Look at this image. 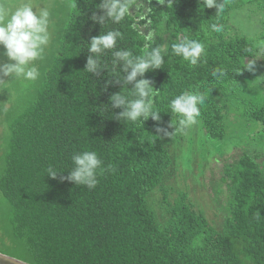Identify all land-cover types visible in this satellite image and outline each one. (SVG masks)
Segmentation results:
<instances>
[{"label":"trees","instance_id":"1","mask_svg":"<svg viewBox=\"0 0 264 264\" xmlns=\"http://www.w3.org/2000/svg\"><path fill=\"white\" fill-rule=\"evenodd\" d=\"M22 2L0 0V6L11 12ZM100 2L55 0L54 43L46 61L37 62L41 78L0 81V251L32 264H264V166L258 160L243 153L225 166L226 215L219 228L187 193L171 199L165 184L169 145L179 133L170 128L180 118L170 113L171 99L185 90L203 92L204 127L211 137H225L223 107L210 94L253 74L261 51L233 30L240 20L232 13L261 17L264 38V0H223L220 15L200 0H148L147 10L130 0L126 18L104 28L90 19ZM109 30L122 33L117 48L135 55H143L146 44L165 49L169 41L163 68L143 77L160 92L154 105L159 121L124 122L113 116L122 109H101L111 95L130 93L116 82L118 73H127L113 68L110 52L102 59L105 68L84 70L91 39ZM181 38L205 44L197 66L174 53ZM3 53L0 45V64L9 62ZM253 59L254 72L238 73ZM216 68L228 70V77L214 82ZM248 112L264 125V106ZM85 150L95 151L105 169L92 190L66 179L72 155ZM49 166L60 171L55 179L47 175ZM158 189L165 194L163 214L151 201Z\"/></svg>","mask_w":264,"mask_h":264},{"label":"clouds","instance_id":"2","mask_svg":"<svg viewBox=\"0 0 264 264\" xmlns=\"http://www.w3.org/2000/svg\"><path fill=\"white\" fill-rule=\"evenodd\" d=\"M160 5L165 0H157ZM203 8L215 7L216 15H220L224 9L223 0H200ZM173 5V0H168V5ZM24 0L9 11L7 7L0 6V45L4 48L3 55L9 62L0 64V81H16L20 83H35L41 78V71L37 62H44L48 52L54 43V12L52 6L43 4V7ZM99 14L94 12L90 19L103 28L111 22L119 24L130 11V0H101L96 5ZM215 32H220L222 26L212 24ZM123 39L118 30H109L104 34L93 37L88 44V51L92 54L87 58L85 71L96 73L105 68L102 59L107 53H111L113 68H122L125 76L116 75V82H123V89H130V93L118 92L109 97V103L102 110L122 109L113 116L121 121L144 122L150 118L154 121L160 120L159 111L154 110L155 98L160 93L155 90L154 84L145 79L144 74L151 70L162 69L165 63L166 50L162 47L151 48L146 44L143 55H135L129 49L117 48V41ZM151 41V36L145 37ZM255 47L264 49V39H257ZM173 51L177 56L183 58L191 66H197L202 62L205 54V44L195 39L181 38L174 45ZM248 51H251L249 49ZM243 70L255 71V60L244 63ZM228 70L216 68L211 76L214 82L222 81L228 77ZM237 73V72H236ZM131 86V87H129ZM208 97L200 91L185 90L171 99L169 104L170 113L177 114L180 119L178 127L174 131L183 132L185 129L198 123L201 116V106L205 104ZM103 112V111H102ZM73 167L66 179L76 186H86L92 190L98 184V176L105 171L103 161L95 151H81L71 157ZM59 170L53 166L47 168V175L55 179Z\"/></svg>","mask_w":264,"mask_h":264},{"label":"rangeland","instance_id":"3","mask_svg":"<svg viewBox=\"0 0 264 264\" xmlns=\"http://www.w3.org/2000/svg\"><path fill=\"white\" fill-rule=\"evenodd\" d=\"M138 1L139 6L143 4L142 7L148 9V0ZM31 2L37 4L38 0ZM43 2L54 10L55 0ZM245 12L247 13L245 10H236L232 13L233 18L240 20H234L233 30L251 37L255 42L257 39H264L259 23L261 17H251ZM165 38L169 40L170 34ZM168 46L169 41L165 44V49ZM260 50L256 54L258 65L253 74L237 77L218 94H210L223 107L225 137H211L200 116L197 124L179 132L169 145L172 166L166 175L165 184L171 199L182 192L187 193L196 210L202 211L218 228L226 215L222 209L228 192L227 181H224L225 166L243 153L251 155L264 166V125L248 112L253 106H264V49ZM176 119L173 120L175 124ZM174 123L171 122L170 128L174 129ZM2 131L3 127L0 126V134ZM164 195V190L158 189L151 197L160 214L164 212Z\"/></svg>","mask_w":264,"mask_h":264},{"label":"water","instance_id":"4","mask_svg":"<svg viewBox=\"0 0 264 264\" xmlns=\"http://www.w3.org/2000/svg\"><path fill=\"white\" fill-rule=\"evenodd\" d=\"M0 264H32L0 251Z\"/></svg>","mask_w":264,"mask_h":264}]
</instances>
